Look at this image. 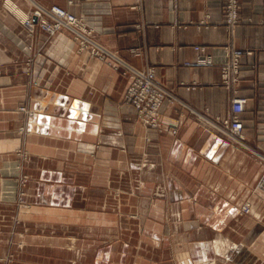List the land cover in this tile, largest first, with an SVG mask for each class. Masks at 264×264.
<instances>
[{"label":"crops","instance_id":"crops-1","mask_svg":"<svg viewBox=\"0 0 264 264\" xmlns=\"http://www.w3.org/2000/svg\"><path fill=\"white\" fill-rule=\"evenodd\" d=\"M238 1L239 21L228 29L225 0H0V259L170 264L161 236L176 232L156 225L182 219L191 234L200 222L186 220L195 218L205 224L196 233L210 228L215 237L188 244L193 264L242 251L247 264H264V200L253 194L262 168L245 147L208 128L230 114L232 98L245 97L244 143L263 150L264 0ZM34 5L82 18L119 57L118 70L79 51L68 31L28 35L21 21ZM236 49L251 53L226 87L221 70ZM126 65L152 67L173 96L159 111L162 131L122 104ZM18 148L29 156L22 168L12 158ZM20 172L29 176V208L17 205ZM245 201L259 214H249L248 225L241 223ZM218 236L229 241L223 254L207 246Z\"/></svg>","mask_w":264,"mask_h":264},{"label":"built area","instance_id":"built-area-1","mask_svg":"<svg viewBox=\"0 0 264 264\" xmlns=\"http://www.w3.org/2000/svg\"><path fill=\"white\" fill-rule=\"evenodd\" d=\"M136 1L139 2L140 0ZM238 10V0H225V26L228 29L233 28L238 23ZM33 18L36 20L35 22ZM22 21L30 30L35 24H40L49 33H54L60 28H66L74 33L75 39L80 44L81 49L86 48L92 56H96L100 60L109 59L121 63L115 54L97 43L94 39L93 29L88 27L82 18L67 12L57 5L49 7L36 5L34 11L24 17ZM250 53L249 51L237 49L230 52L228 62L221 70V79L224 86L230 87L238 80L240 57L243 54ZM201 62L210 63L209 60H201ZM128 68L131 79L125 94L126 102L135 106L142 122L152 127L159 126V111L161 105L164 100L173 101V96L156 81L155 70L152 67L144 69ZM260 81L264 84V74H262ZM246 102L247 98L245 97L236 96L232 98L230 114L225 118H216L212 121L214 125L212 126L217 128L222 134L240 141L243 138V123L240 115L245 110ZM173 133H175V130H173ZM257 187L264 190V175L258 181Z\"/></svg>","mask_w":264,"mask_h":264},{"label":"rangeland","instance_id":"rangeland-1","mask_svg":"<svg viewBox=\"0 0 264 264\" xmlns=\"http://www.w3.org/2000/svg\"><path fill=\"white\" fill-rule=\"evenodd\" d=\"M35 6L36 5L33 6V8H32V10H31L30 13H32L34 11V7ZM26 16H28V15H26ZM33 20H34V18H33ZM35 21L36 20H34V22ZM21 24L26 28V31H27L28 35H30L32 37H34V35L36 34L37 30L45 33L49 37L55 36L56 34L60 33L61 31H68L69 33H71L72 40L75 42V44L77 46V49L79 51L88 52L91 57L98 59V57L92 56L90 54V51H88L86 48L85 49H81L80 48V44L75 39L74 33L72 31L66 29V28H60L59 30L55 31L54 33H49L43 27H41L40 24H35L34 23L35 25H34V27L31 30L23 23V21H21ZM94 39L96 40L95 35H94ZM97 43L99 45L103 46L98 41H97ZM29 49H31L34 52H37L36 53L37 56H39L41 54V52H40L41 50L35 49L33 47V45H31V47H29ZM108 51H110V50H108ZM111 53L115 54V56L119 60V57L116 55V53H114V52H111ZM98 60H100V59H98ZM27 61H26V63H27ZM100 61L105 62L107 65H109L110 67H112L114 70H118L119 61H116V60H112L111 61L109 59L100 60ZM126 67H127V70H126V73L125 74H126V77H127V84H126V88H125V90L123 92V95H122V98H121L122 104H124L126 106H131V107L134 108V110H135V118L142 125H144L147 128H150V129L162 131L163 128H162L161 122H160L159 126H156V127H152V126H150L148 124H145L144 122L141 121V118L138 116V113H137V110H136L135 106L133 104H131V103H127L126 102L125 94H126V92L128 90V87H129V84H130V79H131L130 78V75L131 74H130V71H129V68L128 67H131V66H127L126 65ZM18 110L21 111V112L26 113L28 116H31L32 115V112L29 111V110H27L25 108V106H20L18 108ZM212 123H213L212 121H209L208 122V128H209V130H213L214 132L219 133L220 135L224 136L230 142H233V143H235V144H237L239 146L245 147L249 151L250 155H252L258 161V163L260 164V166L262 168V171L259 174V176L257 177L256 184H255V186L253 188V194H255L257 201L258 200H264V190L263 189H260L259 187H257L258 181L264 175V147H263V150L262 151L252 150V149H250L249 147H247L245 145L243 134H242L243 138L240 141L234 140L233 138H231V137H229V136H227L225 134H222L217 128L213 127L214 125ZM19 132L20 133L23 132V127H20L19 128ZM175 133H176V130H175ZM175 133H173V129H172L171 130V134H175ZM97 147L98 146L95 145V149ZM28 157H29L28 156V152L26 150L22 149V148L16 149L14 151V153H13V156H12V158H14V162H16L18 164L17 167H20V168H22L23 163H25V162L28 161ZM28 177L29 176L25 172H20V173H18L15 176V182H16V184H18V190H17V195H18L17 196L18 197L17 198V205H19L20 207H23V208H29V206H30V204L24 202V199H23L24 196L27 194L26 191H25L26 190V187L25 186H26V182L28 180ZM118 194H119L118 190H114L113 189V195L117 196ZM247 205H248V202H246V201L240 204V214H242V218H244V219L241 220V223H245L246 225H248L250 223V220H249V218H247V216L249 214H251L253 216L252 211L250 213L248 212ZM249 205H252V203L251 204L249 203ZM250 209L253 210L254 208L253 207H250ZM131 213H134V212H131ZM163 221L164 220H160L159 223L156 226L157 227H164V226L166 227L168 225H171V227H173L174 230H175V232H176V234H172V235H162L161 236V238H165L164 239V242L162 244V252L161 253L165 257H167V256L169 257L168 260L170 261V264H193V261L190 260L188 258V255H187L189 253L188 244L189 243L195 244L196 241L203 240L205 238L213 239L215 237L214 232L212 230H210V228H208L209 229L208 230L209 233H208L207 236H203V235H201L199 233H196L195 230H197V229L200 230L199 227H204L205 224H203V221L198 220V219H195V218H192L191 220L190 219L186 220V221H190L192 223V225L194 223L198 224L200 222L199 227L197 226V228L191 229L192 230L191 231L192 232L191 234H187V232L184 233V228L185 227L183 226L184 224H183V220L182 219H180V220L179 219H172V220H167V221L165 220L164 222ZM229 223H230V221H228V222L225 221L224 224H226V227H228V226H230ZM194 226H195V224H194ZM225 234H227V233H225ZM220 237H222V236H220ZM228 237L231 238L234 242L238 243V242H240V240L242 238V234H239V235H237V234H228ZM222 238H224V237H222ZM203 246H206V244H204ZM207 246H209V245L207 244ZM236 253L237 252H235L233 254V252H231V253L227 254L226 256L225 255H221V256H218L217 255L216 256V262H217V264H235V263L237 264L238 261H239V264H247V262H248L247 259H246L247 255H245V253H247V252L242 251L240 253V256L236 255ZM217 258H219V259H217ZM0 260H1V263L2 264H12V262L14 260V257H13L12 254H8V255L4 256L3 258H1ZM256 264H263V262L262 261H259Z\"/></svg>","mask_w":264,"mask_h":264},{"label":"bare ground","instance_id":"bare-ground-1","mask_svg":"<svg viewBox=\"0 0 264 264\" xmlns=\"http://www.w3.org/2000/svg\"><path fill=\"white\" fill-rule=\"evenodd\" d=\"M247 209H248V212L252 211L253 216L259 217V214L257 212H255L254 209L251 210L248 205H247ZM260 239H262V238H260ZM228 244H229V242L227 241V239L218 236L213 242L208 243V245H209L208 247L209 248L211 247L215 252H217V254H223L224 251L227 249Z\"/></svg>","mask_w":264,"mask_h":264}]
</instances>
